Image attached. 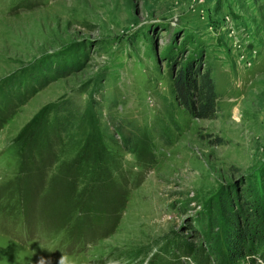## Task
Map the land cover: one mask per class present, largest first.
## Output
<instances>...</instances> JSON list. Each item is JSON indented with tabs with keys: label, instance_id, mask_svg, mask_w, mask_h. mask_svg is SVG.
Returning a JSON list of instances; mask_svg holds the SVG:
<instances>
[{
	"label": "rangeland",
	"instance_id": "374dc122",
	"mask_svg": "<svg viewBox=\"0 0 264 264\" xmlns=\"http://www.w3.org/2000/svg\"><path fill=\"white\" fill-rule=\"evenodd\" d=\"M263 167L264 0H0V264H229L215 208Z\"/></svg>",
	"mask_w": 264,
	"mask_h": 264
},
{
	"label": "trees",
	"instance_id": "16d2710c",
	"mask_svg": "<svg viewBox=\"0 0 264 264\" xmlns=\"http://www.w3.org/2000/svg\"><path fill=\"white\" fill-rule=\"evenodd\" d=\"M171 86L175 100L193 118L212 119L216 116L217 93L209 68L202 71L180 68L171 75ZM67 111L61 109L59 114L63 115L56 119L63 129L67 127L64 123ZM218 202L215 210L222 223L227 225L221 238L224 260L235 264L247 256L264 264V167L260 170L258 184L250 181L236 186ZM91 214L101 221L104 217L101 211ZM213 224L215 222L211 221L210 225Z\"/></svg>",
	"mask_w": 264,
	"mask_h": 264
}]
</instances>
